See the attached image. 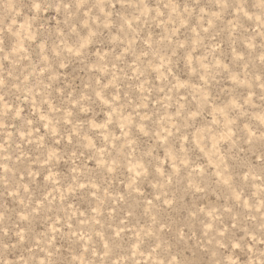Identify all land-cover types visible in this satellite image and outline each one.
Instances as JSON below:
<instances>
[{"label":"rangeland","instance_id":"rangeland-1","mask_svg":"<svg viewBox=\"0 0 264 264\" xmlns=\"http://www.w3.org/2000/svg\"><path fill=\"white\" fill-rule=\"evenodd\" d=\"M0 81V264L264 262L261 0H0Z\"/></svg>","mask_w":264,"mask_h":264},{"label":"snow or ice","instance_id":"snow-or-ice-1","mask_svg":"<svg viewBox=\"0 0 264 264\" xmlns=\"http://www.w3.org/2000/svg\"><path fill=\"white\" fill-rule=\"evenodd\" d=\"M262 5H264V0H261ZM36 7H39V5H36Z\"/></svg>","mask_w":264,"mask_h":264},{"label":"clouds","instance_id":"clouds-1","mask_svg":"<svg viewBox=\"0 0 264 264\" xmlns=\"http://www.w3.org/2000/svg\"><path fill=\"white\" fill-rule=\"evenodd\" d=\"M3 82L2 81H0V84H2ZM262 264H264V262H262Z\"/></svg>","mask_w":264,"mask_h":264}]
</instances>
